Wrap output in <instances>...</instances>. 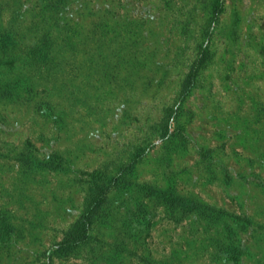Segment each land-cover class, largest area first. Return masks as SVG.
Here are the masks:
<instances>
[{"label":"rangeland","instance_id":"rangeland-1","mask_svg":"<svg viewBox=\"0 0 264 264\" xmlns=\"http://www.w3.org/2000/svg\"><path fill=\"white\" fill-rule=\"evenodd\" d=\"M0 264H264V0H0Z\"/></svg>","mask_w":264,"mask_h":264},{"label":"trees","instance_id":"trees-1","mask_svg":"<svg viewBox=\"0 0 264 264\" xmlns=\"http://www.w3.org/2000/svg\"><path fill=\"white\" fill-rule=\"evenodd\" d=\"M202 56H204L203 52H201L199 61H197L196 63L192 65L189 75H188L187 86H189L193 82L194 76L196 74L199 63L201 62ZM98 203H99V199L97 197H94L93 201L91 202V206L86 210V212L80 219L79 223L77 224V227L75 230V236L73 237L72 240L65 242L63 244L64 246H67V247L72 246L77 243L84 242L85 240L88 239L89 237V234H88L89 217H90L92 208H94Z\"/></svg>","mask_w":264,"mask_h":264}]
</instances>
